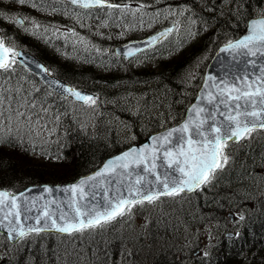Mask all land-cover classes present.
I'll return each instance as SVG.
<instances>
[{
	"label": "trees",
	"instance_id": "obj_1",
	"mask_svg": "<svg viewBox=\"0 0 264 264\" xmlns=\"http://www.w3.org/2000/svg\"><path fill=\"white\" fill-rule=\"evenodd\" d=\"M123 1L138 3L137 13L130 16L128 8L85 10L86 13L90 12L96 16L100 26H77L75 23H69L61 11L37 12L28 5L15 4L12 0H0V10L8 16L22 14L27 22L25 26L29 29L31 20L40 26L67 25L80 33L87 45L78 41L66 43L61 40L51 41L38 31L33 35L31 31L25 33L22 28L14 26L8 20L0 22V29L7 33L4 38L11 47H22L34 52L55 74L74 85L97 91L96 105L89 108L88 105H80L71 99L56 95L34 74L18 65L13 84L21 89V96H26L35 104L36 107L32 111L40 112L42 107L47 110L46 114L40 113L43 117L41 122L46 123L47 127L38 129L33 124L15 117L10 122L0 119V125L5 132L9 126L11 127L9 138L18 137L23 142L20 148H13L11 144L0 146L2 161L0 187L18 191L30 184L71 181L92 171L105 158L127 147L129 143L119 135L117 124L112 117H124L134 125L143 117L144 110L142 108L137 110L133 105L132 83L151 85L156 92L154 101L166 96V107L175 113L180 111L183 116L195 97L204 69L216 49L222 43L241 35L249 18L256 15L257 10L264 6V0H239L238 10L236 0ZM65 6L68 12H80L71 6ZM171 14L174 16L169 19L168 16ZM174 18L181 22L178 33L166 41L171 44V50L176 54L157 58L152 62V66L148 63L144 67L134 68L125 66L127 61L114 55L112 48L115 44L129 38L141 37L146 31L170 24ZM128 19H131V23ZM134 22H147L146 25L152 26H134ZM67 26L65 27L68 28ZM131 30H140V34L132 33ZM81 46L88 55L79 54ZM83 58L88 60L84 61ZM195 64L200 65L199 78L196 79L197 82L187 100L184 96L180 100L179 96L183 95L187 86L186 74ZM100 67L105 68V72H101ZM144 93L150 101L149 92ZM155 104L157 103L153 105ZM75 108H78L81 115L74 111ZM89 111L92 116L87 118L85 115ZM157 115V112L156 115L152 113L151 119L147 120L152 127L145 136L141 134L144 130H139L135 141H142L159 129ZM181 117L161 120L165 123L163 126H167L179 121ZM82 118H85L84 121ZM32 119L35 121L37 117L33 116ZM49 130H52L51 135ZM253 135H261L263 143L257 146L251 144ZM29 146L34 147L36 151L31 154L25 152L24 149ZM238 146L245 148L236 153L235 157L229 158L227 165L215 173V179L204 187L203 191L198 190L193 194L181 193L175 198L185 199L191 196L193 200L201 201L204 197L220 194L219 186L226 181H232L237 176L257 173L259 167L256 164L252 165L251 161L261 149H264V131L252 133L250 138L241 143H228L224 151L228 154ZM41 149L53 154L59 153L62 159L57 162L41 156ZM239 161L242 163L246 161V166L240 167ZM168 198L174 197H161L155 203ZM214 201L216 203L214 211L211 210L213 212L210 219L228 218L224 199L219 203L216 198ZM155 203L134 206L131 212L134 215L136 211ZM255 204L254 211L245 214V219L240 221L239 236L231 239L223 237L212 245L207 256L200 260H192L191 263L175 253L177 252L175 249L155 243H141L130 257H121L116 241L130 223L125 224L124 218H118L104 229L91 232L72 235L46 232L39 235L30 234L22 239L26 240L25 249L12 257H5L0 260V264H80L76 252L82 251L85 252L84 256L89 258L87 260L82 258L81 264H137L135 258L143 251L145 256H148L146 261L137 258L143 264H264V197L259 198ZM72 243L73 247L70 245ZM98 249H102V253L95 256L94 252Z\"/></svg>",
	"mask_w": 264,
	"mask_h": 264
},
{
	"label": "snow or ice",
	"instance_id": "obj_2",
	"mask_svg": "<svg viewBox=\"0 0 264 264\" xmlns=\"http://www.w3.org/2000/svg\"><path fill=\"white\" fill-rule=\"evenodd\" d=\"M12 3L31 5L39 11H66V8L56 7V4L63 5L64 0H12ZM67 3L80 9L107 7L119 10L130 7L128 4L106 3V0H67ZM238 9L239 0H236V10ZM3 20H8L14 26L18 25L25 33L31 31L33 35L37 34L36 29L40 27L34 21H29L32 24V28L29 29L25 26L27 22L22 14L8 16L0 10V22ZM172 31L173 28H167L159 32L150 37L147 44L151 45L163 39ZM6 35L7 33L0 29V119L10 122L15 117L33 124L38 129L47 127L46 123L41 122L43 117L40 115L46 114L47 110L42 107L40 112L32 111L36 107L35 104L26 96H21V89L13 84L17 66L28 67V58L22 49L6 46L4 39ZM133 47L134 45L127 46L128 56L134 55ZM137 51L140 49L137 48ZM220 51L236 52L247 57H256L258 53L264 56V16L252 20L249 35L235 42H227ZM32 64L37 73L43 74L42 78L47 86L57 90L59 95L67 94L85 105H96V98L93 96L65 87L58 80L50 79L49 70L42 64L35 60H32ZM247 64L255 68L256 60L249 59ZM247 79V75L242 78L237 76L234 80H217L215 76H206L201 100L206 99L214 111L208 112L203 107L193 105L191 113L196 117L203 115L204 118L194 120L192 115H189L188 120L180 128L153 136L152 147L148 145L139 149L132 147L108 160L102 169L94 174L61 189L67 194L65 197L67 203L64 204L67 210L60 207L63 201L58 204L56 200H45L40 196V203L37 206V198H29L25 192L17 195L0 190V228L6 229L7 238L14 241L30 234L39 235L47 230L64 234L91 232L104 229L118 218H123L134 206L155 203L162 196L175 197L185 192L203 191L204 187L215 179L216 171L227 165L229 157L224 149L227 148L228 142L237 143L250 138L251 133L257 128L264 130V67H261L260 75L256 77L258 84L247 83ZM235 81H240L239 85ZM33 116L37 117L35 121L32 119ZM174 132L181 133L178 142L163 152L166 166L172 171H166L161 176L157 171L156 161L161 158L158 153L165 145H172L171 137ZM51 134L52 130H49V135ZM10 136L11 127L9 126L5 132L0 125V146L11 144L13 148H20L22 140L18 137L10 139ZM193 136L197 139H193ZM161 141L163 143H160ZM24 151L31 154L36 149L29 146ZM40 155L57 162L62 159L59 153H49L46 149H41ZM141 165L143 175L136 173V168H140ZM261 172L264 173V168ZM175 173H179V176ZM150 176L154 178L149 179ZM42 191L51 194L53 188L44 187ZM33 211L35 215H28ZM22 215L32 223L25 225L21 220ZM244 219L243 215L238 217V221ZM233 235L240 234H229V239ZM203 255L207 256V253Z\"/></svg>",
	"mask_w": 264,
	"mask_h": 264
},
{
	"label": "rangeland",
	"instance_id": "obj_3",
	"mask_svg": "<svg viewBox=\"0 0 264 264\" xmlns=\"http://www.w3.org/2000/svg\"><path fill=\"white\" fill-rule=\"evenodd\" d=\"M258 13L264 14V6L258 10ZM173 16L174 15L171 14L168 18L170 19ZM64 17L68 18L67 21L69 23H75L77 26H88L79 20H73L67 16ZM36 24L40 25L39 23ZM29 26L32 28L31 23ZM65 26L67 25L56 24L51 26H40L36 31L40 32L45 38L49 37L50 39L60 38L67 40L70 38L69 34H72V32H70L71 27L67 26L68 29H66L64 28ZM78 40L79 43L87 45L86 40H82L81 35ZM170 47L171 44L168 43L152 54L127 60L128 62L124 65L134 68L136 66L144 67L145 64L149 63V66H152V62L155 59L167 57L172 54ZM80 48L81 51H79V54L88 55V53L83 51L85 49L83 46ZM160 52L163 54L158 55ZM83 59L84 61L88 60L85 58ZM99 69H101V72L105 70L103 67H100ZM199 72L200 65L198 64L193 65L188 70V73L186 74L187 86L183 91V95L179 96L180 100L183 99V96L184 99L187 100V96L192 93L191 89L199 78ZM131 88L133 91V105L137 110L142 108L144 114L140 119V122L136 125L132 124L124 117H112V120L117 124L119 135L124 141L133 143L138 138L137 134L140 133L139 130H144L141 134L145 136L149 128L152 127V125L147 122L148 119H151L152 113L153 115H156V112L158 113V128L165 125L161 119L182 116L180 111L175 113L171 108L166 107V96L160 97L161 99L158 101H154L156 92L152 89L151 85L135 82L132 83ZM144 91L147 93L149 92L151 97L150 101L145 97ZM154 103L157 104L153 105ZM74 111L81 115L78 108H75ZM85 116L90 118L92 113L89 111ZM84 119L85 118H82L81 120L84 121ZM143 122H145L144 125ZM252 139L253 141L251 144L254 146L263 143V137L261 135H254ZM244 148V146H238L232 149L227 156L231 159L232 157H235L236 153L242 151ZM263 157L264 149H261L257 156L253 157L254 159L251 161L252 165L256 164L259 167L257 173L250 176H237L232 181H226V183L222 185L219 184L220 194L204 197L201 201L196 199H194V201L191 196L185 199L175 197L168 198L163 202L148 206L141 211H136L134 215L133 213H130L125 217V224H130L123 230V234H120L116 241V246L120 248L118 250L120 256L130 257L134 253V249L141 246V243H155L164 244L175 249L177 251H174L175 253L179 254L180 257L185 259V261H190L188 263L193 262L192 260H200L205 256L203 255L204 253L208 254L209 249L216 241L225 237L227 232H237L240 223L238 217L240 215L244 216L245 214L252 213L256 201L259 198L264 197V173L261 172V169L264 168V165H262L264 161ZM245 162L242 163L239 161L240 167L246 166ZM235 167H237L236 164ZM215 198L218 203L224 199L227 204L226 215L228 217L229 213H233L235 219L233 222L230 221L229 217H222L217 220L210 219L216 203V201H214ZM203 204L205 207L202 206ZM159 232H162L163 234H159ZM25 241L26 240H21L17 245H11L3 235H0V260H3L7 256L12 257L16 253L25 249ZM70 245L73 247V243ZM76 253L77 257L80 259V264L82 258L83 260L89 258V256H84V251ZM101 253L102 249H98L94 252V255H100ZM138 257L144 261L148 258V256H145L144 251ZM137 258H135V263L137 261V264H143L139 262Z\"/></svg>",
	"mask_w": 264,
	"mask_h": 264
},
{
	"label": "water",
	"instance_id": "obj_4",
	"mask_svg": "<svg viewBox=\"0 0 264 264\" xmlns=\"http://www.w3.org/2000/svg\"><path fill=\"white\" fill-rule=\"evenodd\" d=\"M108 3V2H106ZM261 17H257V18H253V19H259ZM251 19L249 21V24H248V27H247V30L246 32L241 36L239 37L238 39H236L235 41L239 40V39H243L244 36L246 35H249L250 34V30H251V22L252 20ZM167 29V28H166ZM165 29L163 30H160L154 34H151L145 38H142V39H135V40H130V41H127L121 45H118L115 47V51L117 53H120L119 55H124V56H128L127 55V46L129 45H134V47L132 48V52L133 54L139 52L137 51V48L140 49V51L152 46L153 44L157 43L158 41L156 42H153L151 45H148L147 44V41L149 40L150 37L152 36H155L157 35L159 32L161 31H164ZM233 41V42H235ZM224 45L221 47L223 48ZM220 48V49H221ZM24 52V51H23ZM25 56L28 58V68L37 72L35 70V67L34 65L32 64V60H35L36 62L42 64L39 59L34 56L33 54L31 53H27V52H24ZM30 54V55H29ZM130 57V56H128ZM249 59H255L256 60V66L255 68H253L252 65H249L247 64V60ZM43 65V64H42ZM44 66V65H43ZM45 67V66H44ZM261 67H264V56H261L259 53L257 54L256 57H247V56H243L239 53H236V52H231V51H225V52H221L220 50L218 51V53L216 54L215 58L213 59L212 63L208 66L206 72H205V77L208 76V75H211V76H215L217 78V80H220V79H226V80H234L235 77L239 76V77H243L244 75H247L248 79H247V83H251V84H258L259 81L256 79V77H258L260 75V69ZM41 77L43 76L42 73H38ZM204 77V78H205ZM50 79L54 78L56 80H58L60 83H62L65 87H71L70 85H68L66 82H64L63 80L61 79H58V78H55L53 76L50 75L49 77ZM238 85L240 83V81H235ZM204 84V81L201 85V87L198 89V92H197V95L194 99V101L189 105L188 109H187V112L184 116V118L178 122L177 124L171 126V127H168V128H164L162 130H159L153 134H151L145 141H143L142 143H137V144H133L131 145L130 147H128L127 149L107 158L102 164L101 166L96 169L95 171H93L92 173H89L85 176H82L80 177L79 179H77L76 181L72 182V183H68V184H41V185H32V186H29L27 188H25L24 190L20 191V192H17V193H13V194H19L21 192H25V194L29 197V198H37V206H39V197L40 196H43L45 198V200H56L58 202V204L63 201V204H60V207L63 209V210H67L66 208H64V204L67 203V201L65 200V197H66V193H63L61 191V189L65 188V187H68L72 184H75V183H78L80 179L82 178H86L87 176L89 175H92L94 174L95 172H97L98 170L102 169L103 165L110 159H113L115 158L116 156L122 154L123 152L125 151H128L129 149H131L132 147H136V148H143L145 145H148L149 147H152V141H151V138L153 136H160V135H163L165 133H167L168 131H171L172 129H177V128H180L183 123H185L188 118H189V115H192V118L194 120L196 119H201V118H204V116L202 115L201 117H196L194 114L191 113V109L193 107V105H197L199 107H203L205 108L208 112H212L214 111L213 109V106L212 105H209L207 103V100H201V91H202V86ZM72 88V87H71ZM74 90H77V91H81L82 94H85V95H91V96H94L95 93L93 92H90L88 90H85V89H81V88H73ZM55 90V89H54ZM57 92V90H55ZM64 96H67V94H65ZM72 97V96H70ZM74 98V97H72ZM75 99V98H74ZM217 119L219 120L220 117L219 115L217 114ZM210 123V122H209ZM181 136V133L179 132H174L173 133V136L171 137L173 143L172 145H165L163 148H161L160 152L158 153V155H160V159L156 161L158 167H157V171L161 174V176H163V174L166 172V171H172V169L168 168L166 166L167 162L164 161L163 159V152L165 150H167L168 148L170 147H174L175 144L178 142V139L179 137ZM193 139H197V137L193 136ZM160 143H163L162 141ZM135 167V166H133ZM174 167V166H173ZM142 168H143V165L140 166V168H136V173H139L141 175H143L144 173L142 172ZM175 175L179 176V173H175ZM154 177H149V179H153ZM44 187H51L53 188V192L51 194H48L46 192H43L42 189ZM31 190V191H27V190ZM0 190H3V191H7L5 189H0ZM87 190V189H86ZM8 192V191H7ZM11 193V192H9ZM188 193H191V192H188ZM98 198V197H97ZM19 203V201H18ZM28 215H35V211H33V213L31 214H28ZM21 220L25 223V225L27 224H30L32 223L31 220H27L25 219V216L22 215L21 217ZM47 231H54V232H57L55 230H47ZM0 232H4L7 234V230L4 229V228H0ZM58 233V232H57ZM229 234H233L232 232L228 233L227 235ZM19 239V238H18ZM17 239V240H18ZM17 240H11V242H16Z\"/></svg>",
	"mask_w": 264,
	"mask_h": 264
}]
</instances>
